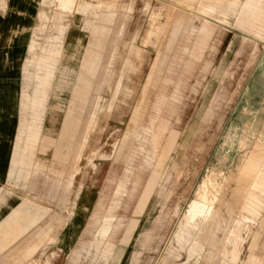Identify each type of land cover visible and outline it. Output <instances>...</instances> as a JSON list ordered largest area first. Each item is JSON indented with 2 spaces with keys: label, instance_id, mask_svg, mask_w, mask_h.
Here are the masks:
<instances>
[{
  "label": "rangeland",
  "instance_id": "374dc122",
  "mask_svg": "<svg viewBox=\"0 0 264 264\" xmlns=\"http://www.w3.org/2000/svg\"><path fill=\"white\" fill-rule=\"evenodd\" d=\"M85 1L90 3L85 13H72L57 0H34V6L28 8L33 10V20L22 58L10 69L0 62V78L13 74L14 86L20 90L27 73L39 71L37 60L54 58L52 51L59 50L61 58L52 85L58 78L66 84L59 93L62 98L55 102L67 125L64 137H69L74 124L78 132L75 171L73 160L70 162L67 156L66 172L58 182L53 171L59 169L61 159L51 153L42 159L37 177L0 180V192L8 190L14 204L26 202L31 207L30 216L21 217L0 232V264H107L88 245L87 234L80 238L84 245L79 256L70 255L72 243L76 240L78 245L79 232L87 227L95 210L96 197L85 191L93 189L106 205L112 188L107 181L111 166L119 173L126 159L128 175L140 178L147 175L160 149L172 146L177 138L180 145L170 151L166 161L167 165L174 162L175 167L164 183L163 194L150 214L128 216L140 220V226L123 246L117 263L129 264L138 253L137 264H165L160 259L189 200L203 202L205 209L188 213L189 203L183 218L188 224H195L198 218L214 219L218 206L221 213H226V201L236 197L233 190L242 183L241 165L253 150L264 156L261 123L247 124V115L261 109L262 104L254 99L256 93L248 98L245 92L261 56L264 36L258 38L254 27L244 22L251 13L245 2L259 9L264 21V0H237L225 15L199 10L211 0ZM189 10L207 19L210 28L198 49L193 48L196 32H189L184 24L192 15ZM64 23L68 24L65 31L61 27ZM63 32L65 38L73 35L70 42L59 40ZM86 49L96 54L97 66L93 73L83 75L86 82H77ZM75 84L77 97L73 98ZM46 104L43 115L52 118L50 101ZM30 114L28 109L16 116L21 120ZM163 122L177 135L168 131L161 142L154 144L158 148L150 151L144 132L157 125L160 128ZM67 180L72 181L71 188L66 187ZM252 188L264 192L262 178ZM245 193L236 207L247 215L242 205ZM253 201L257 205L255 213L247 216L254 222L241 221L235 215L230 221L219 220L214 264H264V195ZM158 217L163 225L161 236L140 247L136 238ZM107 230L103 226L100 236ZM32 245L35 248L30 250ZM178 253L173 261H185V251L180 249Z\"/></svg>",
  "mask_w": 264,
  "mask_h": 264
},
{
  "label": "crops",
  "instance_id": "0c3cea01",
  "mask_svg": "<svg viewBox=\"0 0 264 264\" xmlns=\"http://www.w3.org/2000/svg\"><path fill=\"white\" fill-rule=\"evenodd\" d=\"M63 9L71 10L72 13H85L88 10L89 2L85 0H57ZM212 2L204 5L199 9L203 13L212 14L215 12L225 15L230 6L236 4L237 0H211ZM10 8L7 6L10 5ZM244 5L251 10V13L244 20L254 27V31L258 38L264 36V21L259 17L261 13L257 7L251 6L248 2ZM243 5V6H244ZM34 6V0H0V62L6 65L7 69L13 67L16 60L20 61L25 51V42L28 36V29L32 25L33 10L28 9ZM31 11L32 13H30ZM192 14L185 19V26L188 31L196 32V39L193 41V48H200L203 44V38L210 32L208 20L200 17V14L193 10H189ZM67 23L61 24L62 29H67ZM96 27H94L95 31ZM64 30V31H65ZM65 33L58 35L59 40L64 44L70 42L73 35L65 38ZM67 39V40H66ZM2 47V50H1ZM17 47L18 51H13ZM59 49V48H58ZM183 51L186 47H183ZM53 57H41L37 60L39 71L35 74L27 73L24 79L25 85L19 90L15 84L16 77L13 74L3 76L0 78V180L16 181L25 180L28 177H37L39 167L43 165L42 159L47 157L50 153L61 159L58 164L59 169H54L53 173L56 175V182L63 177L65 171V160L68 156L71 162L72 171H75L74 162L78 155L75 153V147L78 144L76 141V125H73L72 133L69 137L65 136L66 124L65 119L61 118L60 107L55 99H61L59 93L63 91L66 81L58 78L56 83L52 85L57 69L58 58L60 56L57 52L52 51ZM86 49L85 53L80 59L79 73L77 75V82H86L83 75L85 73H93L96 69V61L94 52ZM10 56V59H9ZM28 81L33 85L28 87ZM77 84L74 85L73 98L77 97ZM51 92V99H50ZM248 95H258L254 99L261 101V109L254 110L248 121V125L261 123V132L264 134V47L262 49L259 61L255 65L252 77L245 88ZM249 98V96H248ZM50 101L52 118H46L43 115V109L47 107L46 102ZM97 102L92 104L93 109L96 108ZM7 108L11 111L8 112ZM30 109V117H24L19 120L16 116L18 112H24ZM159 107L156 106V113L159 112ZM95 113V112H94ZM156 118L154 120L156 121ZM76 120V117H75ZM166 122L163 125L154 126L145 130V135L150 141V149L156 150L158 146L154 144L161 142L164 134L169 131L171 135L176 134L174 129H171ZM44 129H43V128ZM169 129V130H168ZM77 132V134H76ZM76 134V135H75ZM82 135V133H81ZM81 135L78 136L81 138ZM85 139L82 138V141ZM180 144L177 142L172 146L160 149L156 155L151 169L140 178L136 175H128L127 162L124 160L122 167L117 173L115 167H110L108 183L112 185L111 193L107 195L108 202L103 205V199L97 197L95 191L90 188L86 190L92 192L90 195L96 197L94 205L95 210L90 213L87 227L81 229L79 232L78 245L75 246L76 240L72 243L70 249L71 256H79L83 249V240L80 239L82 235H90L88 245L92 246L94 250L98 251L100 258L107 264H117L122 257V249L127 245L131 238H111V237H132L133 231L140 226V220L128 219V216L133 213L141 215L150 214L155 204L158 202V197L163 194L164 183L169 178L171 170L174 169L175 163L167 165L166 161L170 155V151L174 150ZM73 163V164H72ZM135 164V163H134ZM133 164V165H134ZM141 164V163H140ZM264 164V156L253 150L248 158L244 161L239 169L242 183L237 184L233 193L236 196L233 200L226 201V213H221L218 206V214L212 219L198 218L195 224H188L183 220L184 214L191 202L190 199L187 207L183 211V215L177 223L175 229L171 232L170 241L165 249L164 256L160 261L165 264H214L212 256L216 250L215 231L219 229V220L232 219L235 215L241 221L254 222L253 217L255 213L256 204L253 200L259 199L264 195V192L252 188L254 182L262 178L264 182V171L262 165ZM132 165V164H131ZM132 165V166H133ZM136 165V164H135ZM146 165V164H144ZM69 173V172H68ZM182 177V172L180 173ZM202 181V179H201ZM200 181V182H201ZM158 182V183H157ZM198 183V185L200 184ZM72 181L67 180L66 187L71 188ZM107 185V187H109ZM251 189V190H249ZM249 190V191H248ZM243 210L247 215H244L237 210V203L240 195L244 192ZM9 191L0 192V232H3L7 226L13 222H17L21 217L30 216L31 207L26 202H19L14 204L12 199L8 196ZM89 194V193H88ZM104 196V195H103ZM93 198V197H92ZM105 198V197H104ZM219 204L222 202L221 194L218 195ZM121 202L123 204L121 213H118ZM261 202V201H260ZM86 204V201H83ZM83 204V206H84ZM218 204V205H219ZM103 208V209H101ZM81 210H84L82 208ZM158 220L153 223L148 229L141 232L136 238V243L140 247L150 245L156 238L161 236L163 225ZM105 226L108 229L104 236H100L101 230ZM227 224L224 230L227 229ZM75 237L80 230L76 228ZM179 236H214V237H179ZM53 241V239H51ZM35 248L31 246L30 250ZM185 251V261L174 262L173 260L179 256V250ZM191 259L192 261H190ZM256 259L255 257L252 260ZM138 253H134L130 259L129 264H137Z\"/></svg>",
  "mask_w": 264,
  "mask_h": 264
},
{
  "label": "bare ground",
  "instance_id": "6f19581e",
  "mask_svg": "<svg viewBox=\"0 0 264 264\" xmlns=\"http://www.w3.org/2000/svg\"><path fill=\"white\" fill-rule=\"evenodd\" d=\"M177 135V134H176ZM136 144V143H135ZM144 147V146H143ZM147 147V146H146ZM131 149V148H130ZM149 149V148H148ZM152 149H150V151H151ZM133 160V159H132ZM136 161V158L133 160V161H131L132 163L133 162H135ZM145 161V160H144ZM146 164V163H145ZM158 183V182H157ZM200 199V198H199ZM204 203L202 202H200V203H198V202H196V201H194V200H192L191 202H190V207H189V209H188V213H195V212H197V210H199L200 212H203V209H205L204 208ZM179 237H214V236H179ZM111 238H131V237H111ZM137 238H146V237H137ZM75 239V238H74ZM77 239H79V238H77Z\"/></svg>",
  "mask_w": 264,
  "mask_h": 264
}]
</instances>
